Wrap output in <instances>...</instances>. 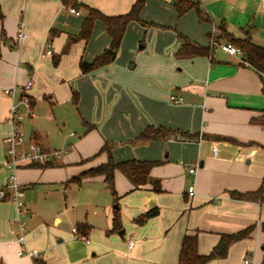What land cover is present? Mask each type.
<instances>
[{"label":"crops","instance_id":"crops-1","mask_svg":"<svg viewBox=\"0 0 264 264\" xmlns=\"http://www.w3.org/2000/svg\"><path fill=\"white\" fill-rule=\"evenodd\" d=\"M135 1L77 0L106 15L126 13ZM198 1L207 16L202 21L194 7L177 16L173 0H143L140 19L163 29L160 30L161 48H157V52L164 53V48L168 51H165V57L157 53L152 62L157 61L154 66L167 68L170 77L164 71L162 79H156L160 83L155 82V88L151 87L144 95L146 104L143 106L141 102L143 108L136 103L142 94H137L134 79H124L117 92H112L116 111L114 129L119 139L114 140V146L109 144L116 157L117 152L122 151L120 159L112 154L114 160L160 161L151 168L149 182L136 188L121 170L115 171V189L121 194H117L120 201L124 202L123 209L118 207L122 228L109 232L112 214L103 227H94L88 221L76 223L90 226L85 235L89 243L75 239L71 234H61L58 238L53 234L59 230L37 222L32 223L33 227L27 232V222L32 218L31 211L24 204L25 243L20 245L12 221L16 215L14 204L6 196L0 200V264H178L185 234L196 233L198 253L208 254L222 234L234 233L250 225L253 226L250 237L232 243L224 258L211 259L207 264H264V196L261 200H252L230 194L231 191H255L264 180V123L261 122L264 118V72L254 69L242 60V56L229 55L219 47L220 43L229 42V38H249L264 47V8L261 0ZM68 7L62 0H0L3 14L0 21V148L10 128L7 122L10 106L21 96L20 91L13 95L5 93L6 88L30 80L31 86L26 93L31 97L32 105L39 99H49L48 102L54 104L72 98L77 89L83 93L84 82L100 77H90L92 70L83 73L80 62H90L101 54L110 37L102 21L96 19L89 39L74 41L67 52L62 53L68 38L80 31L85 17L84 9H76V13L70 12ZM148 7L155 8L150 18L144 15L149 14L145 12ZM20 21L24 23L27 37L16 45ZM50 29L54 34L49 40ZM176 32L195 44L212 46V52L209 55L177 56L180 40L176 39ZM48 43L52 54L42 56ZM57 55L59 59L54 64L53 57ZM118 56L119 53L113 62ZM159 86L165 90L171 86L174 93L170 95L181 96L183 100L173 102L169 95L167 99L171 102L162 101L158 91L163 89ZM51 94L56 95L55 99H51ZM82 117L86 126L89 121ZM93 125L84 129L83 137L75 145L87 140L86 145L94 143L100 148L110 140L100 135ZM149 125L175 131L165 138L137 139L136 136ZM32 128L31 141L50 150ZM189 134L197 136L190 137ZM212 136L230 137L236 142ZM34 137L36 141L32 140ZM214 144L218 148L216 155L211 151ZM90 154L88 156L96 155ZM3 156L0 154V161ZM58 158L53 157L48 167L26 165L17 168L15 174L22 191L35 182L32 181L35 175L32 171L67 164L65 158ZM4 162L0 164V178H4L0 187L6 184L9 171ZM83 162L81 156L74 163ZM85 162L80 171L96 165ZM188 167H194L196 171L190 173ZM1 168L4 177H1ZM95 177L103 180L102 175ZM153 180L160 181L159 191L152 189ZM191 184L194 185L192 195L187 190ZM154 207L158 208L155 216L142 223L134 221ZM60 221V217H54V223ZM130 239L133 240L131 248L128 246ZM24 247L37 250L38 256L18 254V250Z\"/></svg>","mask_w":264,"mask_h":264},{"label":"rangeland","instance_id":"rangeland-1","mask_svg":"<svg viewBox=\"0 0 264 264\" xmlns=\"http://www.w3.org/2000/svg\"><path fill=\"white\" fill-rule=\"evenodd\" d=\"M154 9V7H148L145 12L147 11L149 14L144 15L150 18ZM145 21L148 20L145 19ZM145 21L144 25L137 22H131L127 25L118 49L119 52H117V54L119 53L118 60L115 62L113 60V63L105 68H100V66L92 69L90 77L95 75L100 77L84 82V92L81 93L77 89V93L79 92L77 100L74 99L73 95L67 101H57L54 104H50L47 98V100L39 99L36 100L35 105L31 106L30 113L23 106H20L23 112L21 124L24 144L31 142L30 137L34 131L32 127H34L37 133L41 135L40 141L46 143L51 151L59 150L60 156L57 158H65L67 163L62 166L32 171L35 174L32 181L35 182L23 190V201L28 211H31L30 218H32L27 222V232L33 227L32 223L37 222V224L59 230L60 234L57 231H54L53 234L58 238L61 237V234L63 236L71 234L75 239L80 240L72 232V228L77 222L88 221L94 227H103L111 219L115 205L123 209V200L120 201L119 198L118 202L114 203L111 191L99 177H86L80 182L71 181L70 178L79 174L86 158L89 160L85 163L97 164V162L105 160L104 157H106L105 152H98L99 148H96L94 143L86 145L87 140L84 141V144L75 145L83 137L85 128L95 123L99 134L110 139L108 142L112 143L113 146L114 140L119 139L114 129L116 111L113 106L115 102L112 100V92H117L118 87L120 88L119 83L129 78L135 80L137 94H142L141 100H136V103L143 108L146 104L144 95L149 93L151 87L155 88V82L160 83L156 79H162V74H165L164 71L167 73L166 76L170 77L167 68L154 66L157 61L152 62L157 53L163 54L165 57L166 52H168L165 48L164 53L161 50L157 52V48H161L160 30L163 29ZM172 29L176 31V28ZM177 37L178 35H176V39ZM141 46L142 48H140ZM155 73L160 75L157 76ZM162 89V91H158L159 97L162 101L171 102L167 99L170 94L174 93L171 86L166 90L164 87ZM51 95V99H55L56 95ZM107 96L109 98H106ZM141 102H143V106H141ZM82 115L89 121L86 126L82 120ZM32 140L36 141L35 137ZM90 153H96V155L88 156L91 155ZM0 154L4 156L6 154L7 159V146L4 139ZM111 154H113L112 150ZM116 155L117 157L113 154L116 159H120L119 156L122 155V151L117 152ZM4 156L0 161L1 165L4 161L6 162ZM81 156L84 157L85 161L80 164L74 163ZM1 170V177H4L5 172L2 168ZM9 175L10 171H8L7 177ZM2 179L4 180V178H0V181ZM56 216L61 218L58 223H54Z\"/></svg>","mask_w":264,"mask_h":264},{"label":"trees","instance_id":"trees-1","mask_svg":"<svg viewBox=\"0 0 264 264\" xmlns=\"http://www.w3.org/2000/svg\"><path fill=\"white\" fill-rule=\"evenodd\" d=\"M62 3L65 6L73 7L74 9L82 8L85 11V17L81 26L80 31L77 35L71 36L68 38L65 43L62 53L67 52L70 45L79 39L88 40L91 36L92 27L94 21L99 19L102 21L106 33L110 37V41L108 46L104 49V51L97 55L92 61L87 62L82 60L80 62V69L83 73L89 72L94 68L106 65L111 63L117 55V51L119 49L122 36L127 25L131 21H136L144 25V22L140 19V11L143 7V0H136L132 5L131 9L122 14L117 15H106L100 12L97 8H94L88 4L78 3L77 0H62ZM173 5L176 10L177 16H181L185 11L189 8L194 7L197 11L198 19L200 21L207 18L206 13L200 8L198 0H173ZM3 19V14L0 10V21ZM1 33L3 30L1 29ZM54 34V30L50 29L49 32V40ZM178 38L180 40L179 47L177 49V56H195V55H209L212 52V46H201L193 43L188 37L185 35L178 33ZM229 42L237 46L244 58V61L251 65L254 69L260 72H264V47L252 42L249 38H229ZM59 55L53 57V63L56 64L58 62ZM74 99L77 100V93H73ZM30 97V96H29ZM31 105L33 103L30 97ZM258 120V119H257ZM264 123V118L262 121ZM175 129L167 128V127H154L149 125L145 127L137 136V139L151 140L157 138H165L171 133H174ZM190 137H196L197 134H189ZM205 137H211L204 135ZM216 139H227L232 142H236L235 139L230 137H218L212 136ZM98 152H106L107 158L104 162L96 164L94 166L83 169L79 172L77 176H72L70 179L74 182H80L83 178L93 177L102 175L103 180L106 184V187L111 191L113 195L114 203H117L119 196L115 190V181L114 175L115 171L121 170L127 179L134 185V187H138L142 184L149 182V172L154 165L160 163L159 160H137V159H126L116 161L112 157L111 154V146L109 142H105L98 150ZM85 161V160H84ZM29 167H48L50 166L49 162L44 164H29ZM153 190H160V181L153 180ZM232 196L241 199H252V200H261L264 196V180L261 182L260 187L251 192L239 193L235 191H231ZM158 213V208L154 207L148 209L138 217L134 219L137 223L144 222L147 218L155 216ZM77 229V233L81 235H87L90 229V226L86 223H78L75 225ZM122 228V221L120 217V212L118 206L113 208V216H112V226L109 232L116 231ZM262 229L264 230V223L262 224ZM253 230V226L250 225L242 230H239L234 233L222 234L219 238V241L216 245L212 247L208 254H199L197 251V235L196 233L185 234L182 238L178 264H207L211 259H221L227 255L229 246L243 238L250 237V234Z\"/></svg>","mask_w":264,"mask_h":264},{"label":"built area","instance_id":"built-area-1","mask_svg":"<svg viewBox=\"0 0 264 264\" xmlns=\"http://www.w3.org/2000/svg\"><path fill=\"white\" fill-rule=\"evenodd\" d=\"M261 6L264 8V0H261ZM70 12L78 11L73 7H68ZM27 33L24 29L23 21H20L18 24L15 43L16 45H20V43L26 39ZM213 42V40L211 39ZM220 49L229 54L235 56H242L241 50L232 44L231 42H222L219 44ZM52 49L50 44L48 43L41 53L42 56L51 55ZM31 86V81L28 80L22 85L6 88L4 91L9 95L15 94L17 91L21 92V96L18 102L13 103L9 109V115L7 117V122L10 125L9 130L4 136V142L7 146V159L5 165L7 169L10 171V175L7 177V182L3 187H0V200H3L8 197L10 201L14 204L15 209V218L12 220L17 228V242L20 245H24L25 243V229L26 224L24 219L22 218V214L24 211V201H23V191L20 183L18 182L15 174V170L21 166H26L29 164H44L49 162L53 157L57 158L60 156V151L55 150H46L40 143L31 141L28 144H24V133L21 127V119L23 118V112L20 109V106H23L28 113H30L31 109V101L29 95L26 93V90ZM170 99L173 102H181L183 98L181 96L170 95ZM217 146L214 144L211 147V151L213 155H216ZM196 168L188 167V172L194 173ZM188 193L192 195L194 193V185L191 184L187 188ZM72 232L76 235V237L84 240L89 243V239L77 233L76 227L72 228ZM133 245V240L130 239L128 246L131 248ZM18 254H27L28 256H38L39 252L37 250H28L25 247L20 248L18 250ZM247 261V260H246Z\"/></svg>","mask_w":264,"mask_h":264},{"label":"water","instance_id":"water-1","mask_svg":"<svg viewBox=\"0 0 264 264\" xmlns=\"http://www.w3.org/2000/svg\"><path fill=\"white\" fill-rule=\"evenodd\" d=\"M242 60H244L243 56H242ZM115 206H117V205H115Z\"/></svg>","mask_w":264,"mask_h":264}]
</instances>
